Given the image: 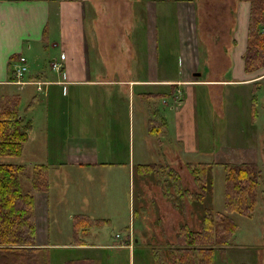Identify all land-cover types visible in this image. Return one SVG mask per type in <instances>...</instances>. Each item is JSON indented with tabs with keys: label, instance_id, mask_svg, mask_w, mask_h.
<instances>
[{
	"label": "crops",
	"instance_id": "1",
	"mask_svg": "<svg viewBox=\"0 0 264 264\" xmlns=\"http://www.w3.org/2000/svg\"><path fill=\"white\" fill-rule=\"evenodd\" d=\"M114 1L126 0H0V91L14 95L18 104L25 100L26 119L20 104L16 113L28 126L21 155L8 164L28 170L47 168V187L33 196L39 247L74 252L121 251L131 250L132 240L138 241L134 232L129 233L127 243L116 245L87 243L76 234L75 242L51 245L49 220L52 202L58 197L57 207L77 222V231H88L86 225L93 222L137 220L143 230L139 229L138 237L145 250L151 251L155 264H167L159 259V240L165 237L159 232V208L170 202L175 205L171 190L165 187L169 179L165 172L159 175V167L170 168L181 177V169L193 164L188 157L200 152L194 137L197 89L257 83L264 79V67L245 71L247 2L235 0L231 39L222 52L227 57L230 78L209 73L204 79L198 72L199 55L194 44L195 2L177 5L175 62L170 68L166 64V68L163 63L159 65L156 51V6L144 5L137 12L144 19L136 25L133 21L128 27H114L106 25L109 19H100L114 9ZM187 4L191 7L180 6ZM99 19L103 24H98ZM49 49L59 50L58 57L52 58L60 65L59 71H52L51 63L39 69L37 55ZM19 57H24L29 66L27 80L20 85L14 73ZM29 63L35 68L31 69ZM203 64L208 67L206 59ZM41 94L51 100L45 108L36 106ZM187 101L190 104L185 108L182 103ZM80 174H86L87 183L100 188L98 195L93 189L83 193L79 201L69 187V177L77 175L80 179ZM53 181L58 192L53 191ZM83 202L86 204L81 206ZM173 251L170 247L164 253Z\"/></svg>",
	"mask_w": 264,
	"mask_h": 264
},
{
	"label": "rangeland",
	"instance_id": "2",
	"mask_svg": "<svg viewBox=\"0 0 264 264\" xmlns=\"http://www.w3.org/2000/svg\"><path fill=\"white\" fill-rule=\"evenodd\" d=\"M180 2H195L193 4L195 9L194 23L196 25L194 44L197 45L200 62L198 72L203 73L204 79L209 76V73L212 74V77L215 76L216 78H230V71L226 66L227 57L225 58L222 52L224 51L223 48L226 46L227 49L230 43L235 0L114 1V9L111 12L107 11V15H104L100 19H109L106 25L114 27L123 25L124 27H128L130 26L128 23L132 24L134 21V25H136L138 21L141 22V19H144L142 15L140 16L141 13H137L139 10L144 9V5H147L146 8H150L149 4H151V7L156 6V51L159 56V65L163 63V67H166V64H168L170 68L172 64L174 66V52L178 44L175 10L178 8L177 5ZM180 6L190 8L191 4ZM133 10H136V13ZM100 19L98 20V24H103ZM263 28L264 26H262L261 32H264ZM106 50L104 49L103 52ZM58 55V49L45 50L44 54L37 55L39 57V62H37L39 63V69L42 71L44 68H47L48 63L52 64V58L58 57ZM29 57V61H31L33 57L31 55ZM205 59L208 64L206 68L203 67ZM17 63L19 64L18 60ZM29 65L31 69L32 67L33 69L35 68L32 64L29 63ZM28 67L23 77L24 81L27 80L25 76L29 72ZM31 69L30 72L32 71ZM28 88H32L31 91L34 90L33 87ZM13 91L15 92V89ZM6 93L8 94L6 95ZM196 95L194 137L195 144L198 146L200 152L191 154L188 157V161L191 163H208L213 165L210 183L206 187V189L210 190V193H206L200 202L192 199L188 204L184 203L183 209H176L177 206H173L171 202L170 204H166L167 207L163 206L159 208V232H163L165 236L164 240H159V259L170 264L165 250L175 247V237L179 226L183 223L188 225L192 230L199 229L200 219L205 209H209L213 213L222 212L224 178L222 166L228 163H250L256 165L260 177L252 212L250 217L240 216L236 213L228 215L234 222L236 230L233 236L228 238L226 245L214 248L213 264H264V79H261L257 83L240 87H222L220 89L218 87H211L210 89L208 87L198 88ZM14 99L15 96L11 95L8 91H0V105L11 103ZM50 101V99L48 101V99L43 98L41 94L36 106H43L45 108L48 103H51ZM174 102L177 103L178 101L175 100ZM133 103L137 104L136 98L133 99ZM187 103H182L185 105V108H188L190 101H187ZM19 104L22 117L26 119L27 116L24 113L25 100L19 101ZM221 115L222 117H220ZM17 160V158L11 157L0 158V163L8 164L11 161L15 162ZM24 167L26 168V166ZM33 173L34 170L26 168L28 178L22 181L24 192L31 188L35 177ZM180 175L179 181L181 185L190 192L196 193L197 189L194 187L192 178L188 175L185 168L181 169ZM79 177L82 178H77V175H70L69 177L70 179L72 178L69 187L70 185L72 186V191L76 193L79 201L83 193L86 194V192H91L93 189L96 191L93 193L98 195L100 188L97 190V186L93 182L87 183L86 174H80ZM105 177L107 181V176ZM106 185L108 186H106L107 188L111 186L110 182ZM52 188H54V192H58L59 190L54 181ZM56 196H59V194ZM55 201H58V197ZM55 201L52 202L53 209H51V218L49 220L48 234L51 245L75 242L74 238L76 234H78L77 237L79 239L87 243L103 242L107 245H116L125 242L128 239L129 233L132 235L134 232L135 236L133 237L138 239V241L132 240L131 250L74 252L53 247H49V250L44 249L39 247L35 240L34 248L40 251L39 253L49 264H69L76 259H78L79 263L73 264H155L154 258L151 257V251L145 250L143 242L139 240V229L140 232H143V230L137 220L131 219L129 222L128 218H126L112 223L108 221L104 223L93 222L91 225L90 223L86 225L85 228L88 231L81 232V230H76L75 225L77 222L68 218V214L64 213L65 210L58 208ZM128 201V198H126V214H128L129 210ZM85 204L83 202L80 205L84 206ZM71 209L72 206H69V210ZM171 235L172 238L170 237Z\"/></svg>",
	"mask_w": 264,
	"mask_h": 264
},
{
	"label": "trees",
	"instance_id": "3",
	"mask_svg": "<svg viewBox=\"0 0 264 264\" xmlns=\"http://www.w3.org/2000/svg\"><path fill=\"white\" fill-rule=\"evenodd\" d=\"M237 1L247 2L250 6L244 54L245 71L249 72L264 67V32H261L264 0ZM17 106L18 100L14 99L0 107V158L19 157L28 138V126L18 120ZM184 168L192 178L196 193L181 185L175 171L159 167V175L165 172L169 179L165 187L171 190L173 204L179 209L192 199L202 201L204 195L210 193L206 187L213 171V165L208 163L187 164ZM222 168V212L213 213L205 209L199 229L192 230L184 223L179 226L174 251L168 255L170 264H213L214 248L226 245L236 230L228 215L236 213L250 217L260 178L258 168L250 163H228ZM34 175L31 188L24 192L22 181L28 178L26 168L0 163V264H49L34 248L36 227L33 202L34 193L44 192L47 187V168L34 167ZM159 264L162 262L159 261Z\"/></svg>",
	"mask_w": 264,
	"mask_h": 264
},
{
	"label": "built area",
	"instance_id": "4",
	"mask_svg": "<svg viewBox=\"0 0 264 264\" xmlns=\"http://www.w3.org/2000/svg\"><path fill=\"white\" fill-rule=\"evenodd\" d=\"M263 31H264V29H263ZM18 62H19V64L16 66L14 73H15V76L17 78V84L20 85V84H25V83H23V77H24V74L27 70V64H26V59L24 57H19ZM59 68H60V65L58 63H56V62L52 63L51 69L53 71H59ZM37 89H38V91H41L40 87H38Z\"/></svg>",
	"mask_w": 264,
	"mask_h": 264
}]
</instances>
